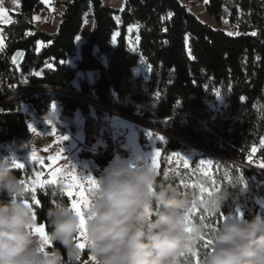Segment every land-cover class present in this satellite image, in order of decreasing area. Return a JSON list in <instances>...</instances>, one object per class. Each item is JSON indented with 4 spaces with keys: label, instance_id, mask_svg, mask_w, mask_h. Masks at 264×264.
<instances>
[{
    "label": "trees",
    "instance_id": "1",
    "mask_svg": "<svg viewBox=\"0 0 264 264\" xmlns=\"http://www.w3.org/2000/svg\"><path fill=\"white\" fill-rule=\"evenodd\" d=\"M55 5L65 7L56 33L43 31L34 23V16L47 10L42 0H21L20 13L11 14L14 22L0 26L5 37V46L0 49V102L14 92L15 78L10 77V71L15 67L19 69V79L27 76L36 88L68 91L72 90L78 73L94 72L97 79L93 85L81 83L84 95L94 94L100 102L130 114L134 112L133 104H148L156 96L150 115L171 120L175 135L208 145L240 161H245L256 148L257 158L264 163V0H208L207 14L218 23L227 18L240 32L235 36L204 24L180 0H126L122 11L105 5L103 0H57ZM90 10L94 15V29L81 47L76 67H72L68 61L75 55L76 38ZM130 26H139L138 53L132 52L127 44ZM117 31L120 35L113 46ZM40 42L46 45L38 51ZM96 50L106 56V64L96 55ZM20 52L24 55L17 65L15 56ZM141 59L152 68L149 82L133 75ZM216 89H222L230 103L228 113L217 118L206 105ZM40 99L47 106L59 101L65 114L81 111L86 118V144L95 141L94 120L88 104L50 93L40 94ZM20 103L12 100L0 106V128L11 149L22 144L20 140L28 131L26 117L19 112ZM106 144L107 148L98 153L84 152L82 157H90L103 166L114 154H127L123 140L115 143L108 138ZM21 147L25 150L18 155L26 152ZM182 148L183 144L174 139L162 147L159 181L170 182L200 200L209 192L230 194L228 203L215 216L207 215L197 206L195 223L203 222L207 234L195 249L197 256L185 253L179 256L178 262L201 264L214 245L211 232L222 224L227 214L235 215L237 201L245 205L244 216L264 215V209L256 201L257 197L264 200V177L208 155L201 156L212 161V170L207 175L198 168L199 158L189 168L167 173L166 158ZM13 171L24 180V170L13 168ZM199 178L205 183L198 184ZM200 186L207 192L201 193ZM29 196V201H33V195L29 193ZM35 197L39 204L32 208L37 225H45L48 235L46 209L58 199L68 204L70 199L55 184L39 187ZM6 199V195H0V200ZM208 241L212 243L206 247ZM52 246L51 242L48 249ZM88 257L85 250L81 264Z\"/></svg>",
    "mask_w": 264,
    "mask_h": 264
},
{
    "label": "clouds",
    "instance_id": "2",
    "mask_svg": "<svg viewBox=\"0 0 264 264\" xmlns=\"http://www.w3.org/2000/svg\"><path fill=\"white\" fill-rule=\"evenodd\" d=\"M45 117L61 123L51 108ZM21 145L0 155V195L7 197L0 200V264H81L83 253L75 240L81 220L63 200L45 211L53 246L41 250L32 232L37 217L26 203L28 190L13 171V157L18 159V152L25 150ZM97 182L86 213L91 264H177V257L194 251L207 234L203 222L191 224L192 231H186L193 203L215 216L230 195L220 191L200 200L170 182L159 181L156 170L145 160L139 162L137 154H114ZM197 183L205 181L199 178ZM210 238L213 248L201 264H264V215L227 214Z\"/></svg>",
    "mask_w": 264,
    "mask_h": 264
},
{
    "label": "rangeland",
    "instance_id": "3",
    "mask_svg": "<svg viewBox=\"0 0 264 264\" xmlns=\"http://www.w3.org/2000/svg\"><path fill=\"white\" fill-rule=\"evenodd\" d=\"M57 0L53 2L54 6ZM63 1V0H60ZM181 3L188 7V9L195 14L198 19L215 29H220L226 33H231L232 36L239 35L240 32L236 27L230 24L227 18H222L218 23L212 17L207 14L206 6L202 0H180ZM111 7V6H110ZM115 9L114 7H111ZM45 12H41L43 17L47 15L48 8L46 7ZM117 21L121 25L120 16L116 17ZM1 30V29H0ZM120 35V31H117L112 39V45L116 46L117 39ZM2 38L0 37V46H2ZM127 44L129 49L138 53L139 51V26H130L127 30ZM103 63H107V60L101 56L97 55ZM77 56L74 55L68 61V64L72 67H76ZM49 67V66H48ZM19 69L17 67V73ZM40 75V73H34ZM152 68L146 63L144 59H141L139 64L133 69V75L135 78H142L144 81L149 82L151 79ZM97 79V74L94 72L89 73H78L76 80L72 83V90L77 93H82L81 83L88 82L93 85ZM34 87L28 80L27 76L19 79L15 78L14 93L22 94L23 96L16 99L20 101L19 112H21L26 117V122L28 125V131L26 135L21 138L20 142L24 144L26 152L22 155H18L17 162H23L25 164L24 168H21L26 172L25 178L23 180L25 185H28V193L36 195V191L41 187V183L44 182L45 186L47 184H55L60 190L65 194V185L71 176L75 175L79 179V183L84 186L85 194L91 198L90 192L88 189V182L86 179H83L88 174H91L96 180L98 175L101 174L104 168L108 165L100 166L97 165L93 159L90 157H82V154L85 152H90L93 154L98 153L100 149L107 148L106 141L108 138H111L115 143L119 140H123L125 146L127 147V154L130 156L133 154L138 155L139 162H143L147 158L148 163L153 165L152 157L158 151L160 155L155 158V164L153 168L156 170L157 175L159 172V167L161 163V149L164 147L172 137V127L171 120L169 119H158L155 116H151L150 112L155 107L156 101L152 100L148 104H133L134 112L133 113H121L128 116H133L137 119H142L143 121L151 124L155 129H150L144 127L140 124H136L132 121H129L116 113H109L104 107L99 109L93 107L89 104L90 107V116L94 120V136L95 141L91 145L86 144L85 136V123L86 118L81 111L77 110L72 114H65L63 112L62 103L59 101H52L49 106L46 105L44 101H41L40 94H31V91H34ZM90 96V95H89ZM213 98L207 100L206 105L208 110L213 113L214 117H223L228 113L230 103L228 95L223 92L222 89H216L213 92ZM90 97L97 99L93 94ZM118 103V100L116 98ZM41 102L44 105L43 109H38L37 104ZM55 103L56 108L52 109L51 105ZM56 110L59 114V121L61 123L57 124L45 117L46 113L50 110ZM101 113L98 115L97 113ZM116 112V111H115ZM119 113V112H118ZM33 126L36 131H32L29 126ZM167 132V133H166ZM149 133L151 134L149 136ZM170 134V135H169ZM67 136L68 139L64 140L63 137ZM164 137V140L161 141L158 137ZM208 148H211L215 151H218L222 154L223 152L212 148L208 145H204ZM60 148V150H58ZM11 150L10 145L5 140V132L0 128V155H8ZM257 149H253L246 157L244 162L245 164L260 169L264 171V167H260L262 164L261 160L257 158ZM35 152L37 160L33 161L31 159V154ZM179 153L181 156L189 158V165L185 167L183 160L178 159L174 154ZM202 155H208L214 157L206 152L194 149L187 145L183 144V148L172 153L166 158L167 164V173H172L179 168H189L192 161L195 158H199V170L201 173L207 175L212 170L211 166L201 165L200 161H211L208 158L201 157ZM258 171V170H257ZM55 172L56 176L53 177L52 173ZM262 173V172H261ZM57 179L58 181L54 183H49L52 179ZM31 188H35L36 191L33 193ZM205 189V188H204ZM71 190L76 193L79 191V188L73 186ZM205 192L207 190L205 189ZM66 195V194H65ZM73 198H76L75 196ZM257 203L264 209V200L262 198H256ZM32 205L36 204L35 201H29ZM71 205V202H70ZM196 205V204H195ZM239 209L240 212L244 215L245 205L244 203L237 201L236 209ZM198 212L197 205L195 210L190 214V227L191 224L195 223L194 217ZM87 211L85 210V215ZM235 214H238L237 211ZM37 225V224H36ZM39 226V225H37ZM37 239L40 241L39 236L34 234ZM48 236V235H47ZM80 242L83 241V237L79 238ZM51 246V241L49 244L45 245V248L48 249ZM87 250V244L84 249H81L82 253ZM197 256V253L194 251L188 252ZM179 257H177V264ZM84 264H91V259L88 257L84 261Z\"/></svg>",
    "mask_w": 264,
    "mask_h": 264
},
{
    "label": "snow or ice",
    "instance_id": "4",
    "mask_svg": "<svg viewBox=\"0 0 264 264\" xmlns=\"http://www.w3.org/2000/svg\"><path fill=\"white\" fill-rule=\"evenodd\" d=\"M3 10L0 9V12H2ZM253 35H255V33H252ZM229 35H231V33H229ZM51 108L52 109H55L56 108V105L55 103H53L51 105ZM30 129L32 131H36V129L33 127V126H29ZM151 134L149 133V136ZM64 140H67L68 137L67 136H64L63 137ZM158 139H160L161 141L164 140V137H158ZM160 155V153L157 151L155 153V155L152 157V160H153V165L155 164V158L158 157ZM178 159L180 160H183L184 162V165L185 167H188L189 165V158H186L184 156H181L179 153H175L174 154ZM31 159L33 161H36L38 158L35 154V152H33L31 154ZM145 161H147V158H145ZM148 162V161H147ZM13 164H14V167H19V168H24L25 167V164L23 162H17V158L16 157H13ZM200 164L203 166V165H207V166H211L212 164V161H204V160H201L200 161ZM153 165H151L153 167ZM260 167H264V163H262L261 165H259ZM53 177L56 176V173L53 172L52 173ZM79 179L77 176L73 175L70 177V179L68 180L67 184L65 185V194L68 196V198L70 199V202H71V207H72V210L80 217V220H81V223H80V230L78 232V236H77V246L81 249H84L85 245L87 244V229H86V222H87V219L88 217L85 215V210L88 211L91 206H92V197L89 198L88 196H86L85 194V188L83 185H81L79 183ZM83 179H86L87 182H88V189L87 191L90 192V194L93 192V190L98 186V182L97 180L91 175V174H88L86 177H84ZM23 182V181H22ZM55 180L53 181H50L49 183H54ZM26 186V189L28 190L29 186L28 185H25ZM45 186V183L42 182L41 183V187L43 188ZM75 186L77 188H79V191L74 193L71 188ZM201 188V193H203L205 191V189L203 188V186H200ZM31 191L34 193L36 191L35 188H31ZM208 195H211V193L209 192ZM76 197V198H73V197ZM33 201H35L36 204H39V201L36 200V197L35 195H33L32 197ZM203 200V199H201ZM26 203L32 207V205L29 203V201H26ZM195 202L193 203V206L192 208L189 210L188 214H187V218H188V222L190 224V214L195 210ZM237 213L240 214V215H243L242 212H240V210L237 208L236 209ZM34 218H35V213H34ZM223 218V217H222ZM186 231L188 232H191L192 229L191 227L187 228ZM32 232L33 234H37L39 236V239H40V244H41V250H43L45 248V245L49 244L50 243V240L48 239V236H47V233H46V226L41 224L39 226L37 225H34L32 227ZM80 237H83V241L84 242H80L79 241V238ZM201 239H203V237H201ZM211 241H208L206 243V247L207 246H210L211 245ZM90 259H94L93 257H90Z\"/></svg>",
    "mask_w": 264,
    "mask_h": 264
},
{
    "label": "crops",
    "instance_id": "5",
    "mask_svg": "<svg viewBox=\"0 0 264 264\" xmlns=\"http://www.w3.org/2000/svg\"><path fill=\"white\" fill-rule=\"evenodd\" d=\"M55 0H42L45 7L48 8V13L46 16H42L41 14H36L34 16V23L35 25L46 32L49 33H56L59 29V26L62 22L63 14L65 12L64 6H54L53 2ZM63 1H72V0H63ZM204 4L208 3V0H203ZM104 4L107 6L114 7L115 10L122 11L125 8L126 0H103ZM0 9L3 11L0 12V26L10 25L14 22L13 17L11 14H17L21 11V0H0ZM94 29V15L92 10L87 12L84 17V24L82 27L81 33L76 38V52L75 55L77 56V62L80 60L81 54V47L87 41L88 37L90 36L91 32ZM0 37L2 38V46L0 49L5 46V37L3 35V31L0 30ZM46 44L40 42L38 44V51H41ZM96 55L99 54L98 50H96ZM106 59L105 55H101ZM77 64V63H76ZM50 67V66H49ZM81 73V72H80ZM60 150V148L58 149ZM19 168V167H14ZM21 169V168H20ZM58 181L56 178L52 179V181Z\"/></svg>",
    "mask_w": 264,
    "mask_h": 264
},
{
    "label": "water",
    "instance_id": "6",
    "mask_svg": "<svg viewBox=\"0 0 264 264\" xmlns=\"http://www.w3.org/2000/svg\"><path fill=\"white\" fill-rule=\"evenodd\" d=\"M23 55H24V54H23L22 52L16 54V56H15V63H16L17 65L21 64V61H22V57H23ZM15 69L17 70L16 67H15ZM30 93H31V94H44V93H50V94H56V95L69 96V97L75 98V99H77V100H80V101H82V102L88 104L86 101H84V100L81 98V96L87 97L88 95H84L83 93H77V92H74V91H68V90H54V89H51V88H48V87H43V88H36L34 91H31ZM23 95H24V93H22V94H18V93H14V92H13V94H12L10 97H8V98H6L4 101L0 102V106L3 105V104L6 103V102H9V101H12V100H16V99L20 98V97L23 96ZM97 100H98V99H97ZM98 102H99L100 104H102V105L108 107V108H111V109H113V110H116V111L121 112V113H124V114H127V113H125L124 111L120 110L119 108H116V107H114V106H111V105H108V104L102 103V102H100L99 100H98ZM88 105H89V104H88ZM171 134H172L171 139L177 140L178 142H180V143H182V144H184L183 141H182V139L188 140V141L191 142V143H194V144H197V145L201 146V147L203 148V149H202L203 152H206V153H208V154L214 156L215 158H218V159H220V160H223V161L229 162V163H231V164H233V165H237V166H239L240 168L247 169V170H249V171H251V172H254V173L257 174V175H260V176L264 177V175L259 174V173H257V172L254 171V169H256V168L251 167V166L245 164L244 162H242V161H240V160H236V159H234V158H231V157L227 156L226 154H222V153H220V152H218V151H215V150H213V149H211V148H208V147H206V146H204V145H202V144H200V143L194 142V141H192V140H190V139H188V138L177 136V135H175L174 133H171ZM184 145H185V144H184ZM213 152H215V153H213Z\"/></svg>",
    "mask_w": 264,
    "mask_h": 264
},
{
    "label": "bare ground",
    "instance_id": "7",
    "mask_svg": "<svg viewBox=\"0 0 264 264\" xmlns=\"http://www.w3.org/2000/svg\"><path fill=\"white\" fill-rule=\"evenodd\" d=\"M81 98H82L84 101H86L88 104H90L91 106H93V107H97V108H99V109H103V108H100V107H104L109 113H116V114L120 115L121 117H123V118H125V119H127V120H129V121H132V122H134V123H136V124H140V125H142V126H144V127L150 128V129H155L154 126H152L151 124H149V123L143 121L142 119L140 120V119H137V118H135V117H133V116L124 115V114H121V112L118 113V111L113 110V109H111V108H108V107H106V106L100 104V103L98 102V100H97V99H94L93 97H90V96H87V97L81 96ZM115 111H116V112H115ZM166 133H167V132H166ZM169 135H170V134H169ZM182 141H183V143H184L185 145H187V146H189V147H192V148H194V149H197V150H200V151H202V149H203L201 146H199V145H197V144H194V143H191V142H189L188 140L182 139ZM213 153H215V152H213ZM257 170H258V171H257ZM254 171L257 172V173H259V174L264 175V171H262V170H260V169H257V168H256V169H254ZM261 172H262V173H261Z\"/></svg>",
    "mask_w": 264,
    "mask_h": 264
},
{
    "label": "built area",
    "instance_id": "8",
    "mask_svg": "<svg viewBox=\"0 0 264 264\" xmlns=\"http://www.w3.org/2000/svg\"><path fill=\"white\" fill-rule=\"evenodd\" d=\"M10 77L11 78H17L18 77V73H17V70L15 68L10 71ZM37 108L38 109H43L44 105L41 102H39L37 104Z\"/></svg>",
    "mask_w": 264,
    "mask_h": 264
}]
</instances>
